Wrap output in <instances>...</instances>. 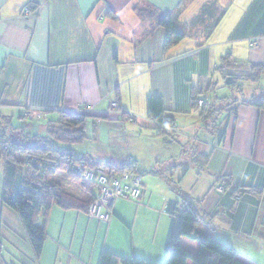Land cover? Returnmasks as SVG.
I'll return each mask as SVG.
<instances>
[{
    "label": "crops",
    "instance_id": "obj_1",
    "mask_svg": "<svg viewBox=\"0 0 264 264\" xmlns=\"http://www.w3.org/2000/svg\"><path fill=\"white\" fill-rule=\"evenodd\" d=\"M209 1L0 0L1 113L13 122L25 109L42 112V119L26 123V131L31 138L45 141L50 122L57 121L60 113H80V106L92 107L96 113L88 114L86 140L70 149L102 163L120 164L132 157L143 172L140 157L132 154L161 141L158 149L147 150L166 153L156 158L151 169L160 164L164 175L158 176L167 179L172 190L176 184L181 188L180 194L173 191L164 196L162 210L150 206L158 198L153 192L138 203L115 202L109 209L114 214L111 221L97 224L98 232H105L103 245L89 251L73 245L67 248L61 230L52 243V212L48 217L42 212L38 225L46 228L48 236L37 260L18 213L4 205L1 194L2 264H8L2 256L4 228L17 239L18 250H13L17 264H49V257L53 264H98L104 249L164 264L171 225L166 203L184 196L201 203L204 213L210 214L201 217V229L231 245L239 257L262 264L250 251L259 258L264 251V109L241 105L237 116L225 119L221 135L213 136L204 130L192 98L194 89L207 97L220 86L222 77L216 69L226 54L231 53L236 61L264 64V0H225L227 12L209 37L187 33L168 50L166 29L139 14L148 5L164 15L182 8L179 20L189 23ZM28 7L33 13L26 15L23 12ZM253 40L258 47L252 45ZM153 96L162 99L165 116L177 124L176 133L149 117L148 99ZM114 103L117 109L110 113ZM157 128L169 133L162 137ZM193 152L199 159L210 155L194 163L189 158ZM169 174L171 179L166 177ZM214 175L230 176L235 186L259 188L260 194H245L236 204L233 190L221 196L215 191ZM50 182L63 191L71 188L69 195L85 203L97 193L86 198L80 190L84 185L62 172ZM155 219L159 223L152 238ZM139 220L146 230L137 229ZM20 243L25 245L24 251L18 248Z\"/></svg>",
    "mask_w": 264,
    "mask_h": 264
},
{
    "label": "trees",
    "instance_id": "obj_2",
    "mask_svg": "<svg viewBox=\"0 0 264 264\" xmlns=\"http://www.w3.org/2000/svg\"><path fill=\"white\" fill-rule=\"evenodd\" d=\"M219 6V3L215 1L205 3L190 26L179 20L182 8L174 14L164 15L153 5H148L139 14L143 18L155 19L160 26L166 29L165 50H168L184 40L187 33L192 37H209L222 19V14L220 17L218 14ZM216 71L220 73L225 85L233 92V95L226 98H219L215 95L214 99H209L204 96L205 92L194 89L192 98L193 108L199 111L204 130L209 131L213 136L221 135L225 121L231 116H237L241 105H251L264 109V87L258 88L249 98L245 97L246 85L260 83L264 78V64L236 61L229 53L221 58ZM236 93L241 94V96L238 97ZM200 101L204 102L203 105H200ZM0 105L2 106L1 103ZM164 112L165 108L160 97L153 96L148 99L149 117L156 124L167 126L171 134L176 133L178 131L175 128L176 122L166 117ZM1 115L0 160L4 162L5 177L2 201L4 205L18 213L26 229L36 260L41 257L48 236L46 228L38 225L41 213L43 212L44 216L48 217L52 206L58 205L65 210L83 211L89 216V206L99 195L96 186L92 187L81 182L89 191H97L93 200L85 203L69 194L66 196L65 191L57 184L50 182V178L56 175V172H68L70 178L80 182L71 172V166L77 162H85L93 166L116 169L119 172L125 170L137 172L142 176L144 183V176L147 172H142L139 169V162L132 157L120 164L102 163L94 161L89 155L78 156L73 149H59L55 146L56 142L66 145L83 143L87 138V120L88 117H91L87 114L62 112L57 121L50 122L48 137L45 141H42L44 139L41 138L30 137L32 139L30 142L26 137L22 138L20 132L14 129L13 122L7 115L2 113ZM19 119L25 120L22 116ZM3 125L6 128H3ZM9 129L10 135L8 137ZM157 130L162 137L169 133L163 128H157ZM28 154L41 156L51 154L58 162L57 171L42 170L30 165L26 160ZM209 155L206 154L204 158L207 160ZM204 158L201 157L200 159ZM200 159L196 158L194 163L201 161ZM158 165L160 164L150 169L149 173L163 176L164 174L157 169L160 168ZM23 167L25 171H23ZM206 168L207 166H203V169ZM214 178V184H216L214 189L223 187V190L218 192L220 196L228 190H233L236 204L241 202V197L245 194H260L261 189L259 188L235 186L230 176L214 175ZM28 180H32L36 186L23 188ZM173 191L180 194L181 188L178 184L173 187ZM166 204V212L171 216V225L166 240L164 264H255L239 257L231 245L201 229V217L210 215L204 213L201 203L189 200L184 196L180 201H167ZM113 216L114 214H112ZM1 262L0 259V264H2ZM98 264L155 263L142 256L124 257L104 249L100 254Z\"/></svg>",
    "mask_w": 264,
    "mask_h": 264
},
{
    "label": "rangeland",
    "instance_id": "obj_3",
    "mask_svg": "<svg viewBox=\"0 0 264 264\" xmlns=\"http://www.w3.org/2000/svg\"><path fill=\"white\" fill-rule=\"evenodd\" d=\"M188 1L192 2L193 0H188ZM211 1L223 2L222 6L220 3L219 9H218L219 17L221 16V14L224 15L227 12V9L224 8L225 6H227L225 0H211ZM193 19L189 23L184 22V24H186L188 26L192 25ZM220 82H221L220 86H218V88L216 90L212 91L213 95L207 96L209 99H214V94H216V96H219V98L231 97L233 95V92L225 85V83L222 82V79H220ZM215 83H216V81H215ZM263 85H264V78L262 79V81L260 83L247 84L246 88H245V92H246L245 97L249 98V95L252 94L251 92H253V94H254V91H256L258 88H261ZM236 94L238 97L241 96V94H239V93H236ZM82 109H83L82 106H80L79 107L80 113H82V111H81ZM111 111H113V110H111ZM84 113H86L87 115L92 114V112H84ZM93 113H96V112H93ZM28 122H29L28 120H20L19 116H16L14 121H13V125H14V129L17 132H20V136L22 138L26 137L28 139V141L30 142L32 140L30 138L31 132L26 131V123H28ZM33 123H36V122H33ZM3 128H6V127L3 125ZM9 135H10V129L8 130V137H9ZM35 135H38V134H35ZM160 143H161V141H157L153 144H149L146 148L140 149L137 152H135L134 154H132V156H136L138 158L140 157V159L142 161V164H141L142 167L141 168L147 172V174L144 176V183H145V186H146L145 188L147 189L148 193L151 194L153 192L158 197V198L154 199L156 203L150 204V206L153 207L154 209H158V207H160V209L162 210L164 208V202H165L164 196L167 194H170V193L172 194L173 190L170 187L167 179H165L164 177H159L158 175L151 174V173H149V170L151 169V167H153L156 158H159L163 155H166V153H164V151H162L163 155L162 154H156V153L151 154L150 151H147L148 148H150V147H154V148L158 149V147L161 145ZM87 144H89V143H87ZM77 146H80V144H72V145L68 144V145H66V144L60 143V142H58V144H57V148L61 147L62 149H64V148H77ZM186 152L187 151L185 150L184 153H186ZM180 155H182V154H180ZM189 158H191V161L194 162V160L196 158H199L198 153L193 152V154L190 155ZM171 165H174V164L171 163ZM157 169L162 171V167L157 168ZM166 177L168 179H171V174H169ZM4 178H5L4 177V162L2 160H0V195L3 193V189H4ZM74 186H75V184H74ZM85 188H84V186L80 185V190H82V192L85 194L86 198H90L92 194L96 193V190H93L94 192L93 191L91 192L89 190H85ZM69 191L72 192L71 188L67 187L66 191H65L66 196L69 194ZM72 196L75 198L74 195H72ZM115 208H116V206H114L113 212H114ZM51 212H52L51 216H50V219L52 221L51 226H52V228H54V232H55L51 235V238H50L52 243H54V237L60 234L58 231L61 230L64 232V234L62 235V241L66 245L67 248H70L73 245L75 247H83L85 251H89L91 249H94L96 246H102L103 245L105 232L99 231L100 233L102 232L100 234L97 230V224H99V223L96 221H92L91 219L89 220L88 219L89 217H86L85 212L78 211V210H65V209L59 207L58 205H53ZM81 213L83 215H79ZM135 218H136V214L131 216L132 224L129 225L130 228H132V225L134 223ZM163 222L164 221H161L160 226H162ZM166 222L167 221H165V223ZM158 223H159L158 219H155L153 222L152 232H151L152 238H154L157 234ZM4 227L5 226H3V228ZM136 227H137V229H139L141 227V229L146 230L145 225L142 224V222L140 220L137 222ZM3 235L6 238L3 237L5 239H3V241L1 240L3 243L2 256L4 257L5 261L8 264H17V262H16L17 260L15 258V253L13 251V250H18L15 248V247H17V245H16L17 239H16V237L12 238L11 236H8V233L5 230V228H4V234ZM8 239H10L11 243L8 241ZM20 245L21 246L18 248H20L21 251H24L25 245H22L21 243H20ZM75 247L73 248L74 251L76 250ZM250 253L255 259H257L258 261L260 259L261 263L264 264V251L262 252L260 258L256 254V252L250 251ZM49 264H53L52 263V257H49Z\"/></svg>",
    "mask_w": 264,
    "mask_h": 264
},
{
    "label": "built area",
    "instance_id": "obj_4",
    "mask_svg": "<svg viewBox=\"0 0 264 264\" xmlns=\"http://www.w3.org/2000/svg\"><path fill=\"white\" fill-rule=\"evenodd\" d=\"M24 13L26 15L31 14L32 10L26 8ZM253 45L254 47H257L258 41H255ZM203 103V101H200V105H203ZM82 108V112H94L92 107L86 109L82 106ZM116 109L117 104L114 103L112 105V110ZM26 111L27 110L22 111V116L25 120H32L34 117H39L36 113L38 110L31 109V112ZM110 113H112V111H110ZM152 121L154 120L152 119ZM175 126V128H178L177 125ZM26 159H29L32 162H43L42 170L47 169V171H57L58 162L51 154H48L47 156L28 154ZM60 172L68 175V172L64 171H58L56 174ZM71 172L82 183L91 185L92 187L96 186L99 190L98 197L89 206V217L91 220L109 222L112 217L109 209L115 204V202L126 200L137 203L140 202L148 193L143 183L142 176L131 170L115 173L113 172V169L110 168L93 166L86 164L85 162H77L71 166ZM29 186H35L32 180L26 181L23 188L26 189ZM222 190L223 187L215 188L216 192H221Z\"/></svg>",
    "mask_w": 264,
    "mask_h": 264
},
{
    "label": "bare ground",
    "instance_id": "obj_5",
    "mask_svg": "<svg viewBox=\"0 0 264 264\" xmlns=\"http://www.w3.org/2000/svg\"><path fill=\"white\" fill-rule=\"evenodd\" d=\"M29 8V7H28ZM29 9H31V8H29ZM32 10V9H31ZM24 13V12H23ZM32 13H33V10H32ZM31 13V14H32ZM25 14V13H24ZM29 15V14H28ZM256 40H253L252 41V45H253V43L255 42ZM254 46V45H253ZM1 106V105H0ZM1 109H2V106H1ZM26 110V109H25ZM26 112H31V110H27ZM0 113H1V110H0ZM38 115H39V117H34V118H32V120H28V121H33V122H36L37 120H39V119H42L44 116H43V114L41 113V112H39V111H37L36 112ZM21 116H22V114H21ZM1 117H2V115H1ZM23 117V116H22ZM1 119V118H0ZM27 160V162L28 163H30V165H33V166H35L36 168H40V169H42L43 168V162H32V161H30L29 159H26ZM113 172H115V173H120L119 172V170H113ZM36 186V185H35Z\"/></svg>",
    "mask_w": 264,
    "mask_h": 264
}]
</instances>
